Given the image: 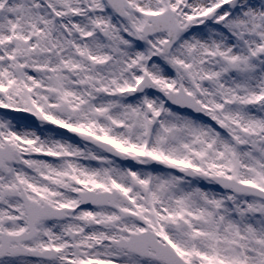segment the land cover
I'll return each mask as SVG.
<instances>
[{"label":"snow or ice","instance_id":"6c2138e0","mask_svg":"<svg viewBox=\"0 0 264 264\" xmlns=\"http://www.w3.org/2000/svg\"><path fill=\"white\" fill-rule=\"evenodd\" d=\"M0 264H264V0H0Z\"/></svg>","mask_w":264,"mask_h":264}]
</instances>
